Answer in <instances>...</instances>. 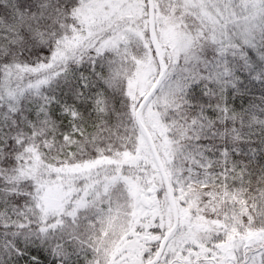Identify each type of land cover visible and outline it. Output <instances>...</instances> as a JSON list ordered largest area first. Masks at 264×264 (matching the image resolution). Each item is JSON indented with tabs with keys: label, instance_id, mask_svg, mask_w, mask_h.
I'll use <instances>...</instances> for the list:
<instances>
[{
	"label": "snow or ice",
	"instance_id": "snow-or-ice-1",
	"mask_svg": "<svg viewBox=\"0 0 264 264\" xmlns=\"http://www.w3.org/2000/svg\"><path fill=\"white\" fill-rule=\"evenodd\" d=\"M0 264H264V0H0Z\"/></svg>",
	"mask_w": 264,
	"mask_h": 264
}]
</instances>
